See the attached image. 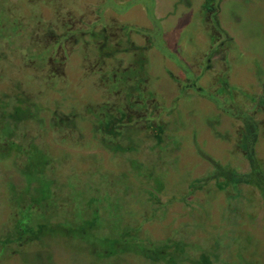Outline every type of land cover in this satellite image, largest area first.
I'll return each mask as SVG.
<instances>
[{"label":"rangeland","instance_id":"1","mask_svg":"<svg viewBox=\"0 0 264 264\" xmlns=\"http://www.w3.org/2000/svg\"><path fill=\"white\" fill-rule=\"evenodd\" d=\"M87 1L0 0V225L19 216L0 264H264V189L230 175L250 129L221 107L256 122L264 169V98L240 97L264 75V0L228 19L230 45L205 22L220 0L188 3L176 33L148 0ZM122 67L148 89L154 67L163 95L116 86ZM222 75L239 102L207 88Z\"/></svg>","mask_w":264,"mask_h":264},{"label":"crops","instance_id":"2","mask_svg":"<svg viewBox=\"0 0 264 264\" xmlns=\"http://www.w3.org/2000/svg\"><path fill=\"white\" fill-rule=\"evenodd\" d=\"M169 1L171 2L170 5H169V3H170ZM194 1L195 0H187V1H185V0H148V1H144V3H146V4L154 3V5H155L154 8H150V10L147 11L148 17H150L152 15L151 17L154 18L156 20V22H158V25L161 26L162 28L166 27L165 26V21L167 20L168 17L170 19H173V17H174V19L176 21H179V24L174 25V23H173L174 26H172L173 29H174L173 33H176V30H177L176 28L179 29V27L181 25H183L180 22H183L184 25L186 24V22H184V20L188 19V11H189L187 5H188V3L194 2ZM202 1L203 0H197V3L195 4L194 12H196L198 10V6L201 5ZM162 5H167V6L169 5V8H172V9L171 10L169 8L166 9V8L162 7ZM245 5L246 6L249 5V2L247 0H220L219 3L217 2L215 4L214 8H213V16L212 17L208 16V17L205 18V20H206L205 22L207 23L206 25L210 29L209 31L213 32L212 34H218V36L220 37L221 42L218 43L219 45L223 44L225 42V41L223 42V33L225 34L224 37L226 36L225 38L227 39V41H229V45L231 43L233 44V42H237V41L239 42V39H237L238 37H234V34L231 31L232 26H227L226 22H228V19H231L232 16H235V15L239 14L240 11L244 7H246ZM240 7H241V9L239 10ZM84 9L85 10L87 9L90 13H92V15H95L96 13H101L102 12V11L100 12V10L97 8V5H95L94 0L87 1ZM96 19H98V16H94L93 17V19H92L93 22ZM162 28L156 27L155 31L156 30L159 31V29L161 30ZM148 30H152V29H148ZM148 30H147V32H148ZM168 31H170V30L166 29L164 31V29H163V33H164L165 36L169 35ZM174 36H175V34H173V37ZM218 36H216L215 40L217 39ZM137 43H139V42H137ZM146 43H148V42H146ZM128 45H131V43H128ZM132 45L136 46L134 44H132ZM138 45H140V44H138ZM147 46L149 48L150 44L148 43ZM137 47H135V48H137ZM152 49H154V48H152ZM212 49H214V48H212ZM153 52L158 54V52L155 49H154ZM219 52H221V54H222L221 58L218 59V61L220 60L221 63H222V67H221V72H222L223 71V59H224V56H223V51L222 50L219 51ZM125 53H127V51ZM180 60H182V59H180ZM211 65H212V62L210 60L209 66L207 68L209 69ZM128 66H130V65H128ZM124 70H126V68ZM156 74H157V71L154 70V67L153 68L149 67V70L146 72L147 76H150L152 79H154V81L150 85L151 88L149 87V89L146 86L144 87V85L137 86L138 83L135 81V79L138 78L139 76H137L136 74H133L131 76H129V74H126V75L129 76L131 84L132 83L135 84V87H138L139 89L142 88L141 92L145 91L146 93L150 94V96H153V92H154L153 90H154L155 87H157V89L163 95V90L165 88H164V86L161 85V81L159 79L155 78ZM212 75H214V77H216L215 73H213ZM257 75L259 77V80L257 78H255V82L257 83L256 86L258 87V88L256 87V89H258V90L251 89V90H248V91H243L242 92L243 95L240 94V97H242V96L246 97V99H251L250 101H253V102L255 100H257V99L259 100L261 97L264 98V95H263L264 94V75H261V76L259 74H257ZM223 77L224 76L222 75L221 79L220 78H218V80L211 79V83H210L209 87H207V88L209 90H214L213 93L218 96L217 99H219L220 102L223 99V95H226V98L228 97L227 99L234 98V100L239 102V99H238L239 97L237 95H235L233 90L230 88V83H228V81H227L228 79H224ZM206 79L207 78H205V76L200 78L199 80L197 79L196 80V87H200L202 90H204L205 92L208 93V91L206 90L207 88L203 87L202 85H200L201 82L203 80L205 81ZM187 80H188V78L186 76H184V79H181L180 81L182 83H184V82L186 83ZM223 80H225V81H223ZM180 81L177 84H179ZM252 81H253V79H252ZM223 82L228 83V86L225 87ZM189 84L191 85L192 83H189ZM188 87H190V86H188ZM135 90H137V88ZM194 90L197 91L196 89H194ZM197 92L199 93V91H197ZM223 93H225V94H223ZM235 119L238 120L241 123V121L239 119H237V118H235ZM0 189L3 190L2 181L0 182ZM0 209H1L0 211H2V212L4 211V209L2 207H0ZM13 212H14V210L7 214L8 215L7 218H9V220H11L10 217H14ZM17 218H19L18 215L15 217L16 221L18 220ZM15 220H14V222H15V227H16L18 223ZM6 223L7 224L5 225V227L0 225V240L4 244H7L8 240H11L9 243L13 242V240L10 239V237H12V235L14 234V231H15V229L13 230V228H15V227H14V225L12 223L10 224V221H6ZM27 226L30 227V225H27ZM1 227H3V229H1ZM17 233H18V230H17ZM12 253H14V250L12 251Z\"/></svg>","mask_w":264,"mask_h":264},{"label":"trees","instance_id":"3","mask_svg":"<svg viewBox=\"0 0 264 264\" xmlns=\"http://www.w3.org/2000/svg\"><path fill=\"white\" fill-rule=\"evenodd\" d=\"M123 71H125V70L120 71V74H117L115 76H114V73L113 74L110 73L111 77L115 78L114 83L116 86H117V84H124L126 79L129 78V76L125 75ZM187 86L191 87V86H195V84H192V85L189 84ZM185 87H186V85H185ZM195 89L199 92L203 91L200 87H195ZM106 105H108V104H106ZM111 106L112 107L110 109H111V111H113V109H115L116 105L113 103ZM221 107H223V110L226 111L228 114H230L232 117L239 119L244 126L243 128L250 129V131L248 133V140L244 145L245 146L244 147V149H245L244 153H245L247 160L249 162L250 170L246 173H232L230 175H234L235 180H237L238 182L251 184L257 188L259 187V188L264 189V169L260 165L259 161L257 160L256 154H255V142L257 140V133H258L256 122H254L253 118H251V116L248 115L247 112H243V111L241 112L238 109H234V108H230L231 109L230 110L227 107H225L224 105L223 106L221 105ZM87 109H88V111L86 113L89 116L91 122L92 123L95 122L93 120H95V118H97V114H98V113H96L97 110H93L92 107H88ZM110 114L114 115L112 112L107 113L105 115L104 119L107 120V118H109ZM113 119H115V117ZM121 119L123 120L122 115H120V120ZM109 121H107V122H109ZM119 122L120 121L118 120L117 123H119ZM128 123H130V121L129 122L127 120L121 121L120 125L124 126ZM95 124L98 126L100 124V122L97 123V121H96Z\"/></svg>","mask_w":264,"mask_h":264}]
</instances>
